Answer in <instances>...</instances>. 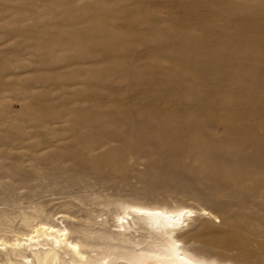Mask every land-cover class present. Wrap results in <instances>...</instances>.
I'll use <instances>...</instances> for the list:
<instances>
[{
  "label": "rangeland",
  "instance_id": "obj_1",
  "mask_svg": "<svg viewBox=\"0 0 264 264\" xmlns=\"http://www.w3.org/2000/svg\"><path fill=\"white\" fill-rule=\"evenodd\" d=\"M135 205L195 211V259L264 264V0H0V238L130 264L161 244L118 234Z\"/></svg>",
  "mask_w": 264,
  "mask_h": 264
},
{
  "label": "bare ground",
  "instance_id": "obj_2",
  "mask_svg": "<svg viewBox=\"0 0 264 264\" xmlns=\"http://www.w3.org/2000/svg\"><path fill=\"white\" fill-rule=\"evenodd\" d=\"M123 209L124 210H122L121 215L116 216L118 234L122 233L125 237V235H129L131 233L135 234L138 229H146L148 233H152L156 239H160L161 241V244L158 246L153 244L151 249L148 247L147 251H144L146 253L140 251V253H134L135 257L132 261L128 262H131L132 264H218L213 261L207 262L202 259H195V256L192 257L186 250H184V247H182L177 240L176 230L180 227V225H184L186 219L188 217H192L195 211L184 207L179 210H168L158 207L148 208L139 205L128 206ZM201 214L204 215V217L210 216L214 218L213 215L207 213L205 210H201ZM67 230L65 228L61 230L59 227L56 228L49 224L35 223L33 226L30 225L28 233H18L13 236V240L10 239L11 241H7L4 238L1 239V237L0 249L7 250L8 248V250H10L14 255L21 258L22 263L19 264H66V258L67 260L69 259V262L71 263L90 264L85 256L86 254L83 252L84 248L82 249L81 245L74 243V241H70V231L68 232ZM139 235L141 236V233ZM153 235L151 236L153 237ZM147 238L148 237H146V239ZM26 251L31 253L33 260H29V258L25 257V255H22ZM126 255L128 256V254ZM104 262H102V264H108Z\"/></svg>",
  "mask_w": 264,
  "mask_h": 264
}]
</instances>
